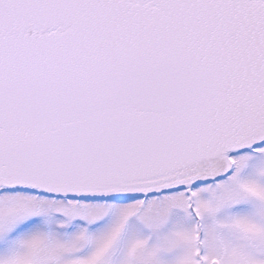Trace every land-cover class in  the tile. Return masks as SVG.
I'll return each mask as SVG.
<instances>
[{"label":"snow or ice","instance_id":"6c2138e0","mask_svg":"<svg viewBox=\"0 0 264 264\" xmlns=\"http://www.w3.org/2000/svg\"><path fill=\"white\" fill-rule=\"evenodd\" d=\"M0 264H264V0H0Z\"/></svg>","mask_w":264,"mask_h":264}]
</instances>
